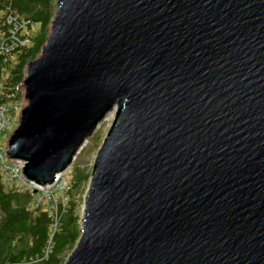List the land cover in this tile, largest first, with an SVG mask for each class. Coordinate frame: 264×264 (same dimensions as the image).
Returning a JSON list of instances; mask_svg holds the SVG:
<instances>
[{
    "label": "water",
    "instance_id": "water-1",
    "mask_svg": "<svg viewBox=\"0 0 264 264\" xmlns=\"http://www.w3.org/2000/svg\"><path fill=\"white\" fill-rule=\"evenodd\" d=\"M21 85L39 185L115 111L63 264H264V0H58Z\"/></svg>",
    "mask_w": 264,
    "mask_h": 264
},
{
    "label": "trees",
    "instance_id": "trees-1",
    "mask_svg": "<svg viewBox=\"0 0 264 264\" xmlns=\"http://www.w3.org/2000/svg\"><path fill=\"white\" fill-rule=\"evenodd\" d=\"M56 1L0 0L2 33L5 34L7 30L8 12L38 24V31L29 36V44L19 47L9 57L0 54V105H10L8 111L13 110L20 101V89L17 90V87L24 78L27 63L39 55L46 41L50 21L57 7ZM10 94L13 96L9 97ZM8 111H5L7 116ZM89 176L90 172L84 173L74 168L70 177L71 192L76 191ZM31 200L30 192L18 191L3 183L0 177V264H31L34 258L39 260L33 264H62L78 240L80 227L77 204L71 202V197L69 209H63L60 201L53 212L50 210L52 203L44 202L35 206ZM44 204L50 207L45 209ZM55 212L56 216L53 217ZM54 219H57L56 228L52 227ZM46 246L50 247L47 254L44 251Z\"/></svg>",
    "mask_w": 264,
    "mask_h": 264
},
{
    "label": "rangeland",
    "instance_id": "rangeland-1",
    "mask_svg": "<svg viewBox=\"0 0 264 264\" xmlns=\"http://www.w3.org/2000/svg\"><path fill=\"white\" fill-rule=\"evenodd\" d=\"M56 6L58 5V0L56 1ZM57 10V7H56ZM55 10V11H56ZM17 20L16 25H10L11 30H15V36L21 40H23L24 45L29 44V36L34 34L35 31H38V24H35L30 19H24L22 16H19L18 14H14ZM53 17V16H52ZM52 19V18H51ZM8 20H11V16L9 15ZM51 24V21H50ZM50 28V26H49ZM45 44V43H44ZM42 49V48H41ZM30 62V61H29ZM28 64V63H27ZM27 73V71H26ZM26 73L24 72L23 77H25ZM23 79V78H22ZM21 86V87H20ZM17 87V90L20 89V101L17 105V107L14 110L8 111V122L5 120V126L0 129V150H4L8 147V139L18 126V121L21 116V110L24 107V105L27 104L26 99L24 98V87L20 85ZM22 98H24L22 100ZM10 109V105L7 107ZM114 112H112L111 116L104 117L98 124L95 129V131L89 136L83 144L78 149L77 153L74 155V158L72 160V163L69 167V169L61 174V176L56 181V186L51 189V191L44 192V191H32L31 196L34 199L40 198V203L47 202L50 204L52 203V207L48 204H44L43 207L45 209L51 208L50 210L55 211V208L58 204V202L61 201V203L64 204L63 209H69V199L71 197V202L77 204V213H78V225L80 227V222L82 219V207L84 205V195L86 193L87 187L89 185V177L88 180L84 183H81L79 185V188L76 191L71 192V180L70 177L74 171V168H78L80 171L86 173L90 172L93 166L95 154L97 152L98 147L100 146L105 134L107 133L108 128L113 122L114 118ZM6 152V151H5ZM6 153H3L0 151V164L5 166L10 171V177H13L15 175L16 170H20L19 168V162L20 160L17 159H6ZM6 162V163H4ZM24 163V161H22ZM8 163V164H7ZM17 167L19 169H17ZM34 190V188H33ZM71 192V195H70ZM50 197V198H49ZM60 197L62 199H60ZM51 201V202H50ZM31 203H33L31 201ZM76 214V209H75ZM50 238V237H49ZM48 243H50V239L48 240ZM50 247L46 246L44 249L45 252H49ZM67 257V256H66ZM66 259V258H65ZM63 260V262L65 261ZM39 260V258H34L31 264L36 263ZM63 264V263H62Z\"/></svg>",
    "mask_w": 264,
    "mask_h": 264
},
{
    "label": "built area",
    "instance_id": "built-area-1",
    "mask_svg": "<svg viewBox=\"0 0 264 264\" xmlns=\"http://www.w3.org/2000/svg\"><path fill=\"white\" fill-rule=\"evenodd\" d=\"M9 15L11 16V20H8ZM6 24L7 25H5V27L7 26V30H5L6 31L5 34L2 33L3 31L0 29V54H2V53L6 54V56L9 57L19 47L23 46L24 42H23V40H21L15 36V30L13 31L10 29V25H16L17 24V20H16V17L14 16V13L8 12V14L6 16ZM11 96H13V95L10 94L9 97H11ZM23 99L24 98H22V100ZM17 105H18V103L15 105L14 109L17 107ZM6 110L8 111L7 107L4 106V104L0 105V129L6 125L5 120H7V122H8V118L6 117V113H5ZM5 150H6V148L4 150H0V151L5 153ZM22 166H23V162L21 161V162H19L20 170H16L15 175L13 177H10L9 176L10 175L9 169L0 164L1 181L5 184L9 185V186L15 187L18 191H21V192H23V191L30 192V193H32V191L48 192V191H51V189H53L56 186V181L61 176V174L57 175L55 180L51 184L39 185L32 180H28L23 175V173L21 172ZM19 168L17 167V169H19ZM33 188H34V190H33ZM60 199H62V198L60 197ZM31 201L33 202V204L35 206L40 204V198L39 199H35V198L33 199L32 198ZM63 206H64V204H63ZM52 216L55 217L56 212ZM56 226H57V219H54V223H53L52 227L56 228ZM46 254H47V252H46Z\"/></svg>",
    "mask_w": 264,
    "mask_h": 264
},
{
    "label": "bare ground",
    "instance_id": "bare-ground-1",
    "mask_svg": "<svg viewBox=\"0 0 264 264\" xmlns=\"http://www.w3.org/2000/svg\"><path fill=\"white\" fill-rule=\"evenodd\" d=\"M40 53H41V50H40ZM39 53V54H40ZM26 71H27V65H26V69H25V73H26ZM25 106V105H24ZM112 112H114L115 113V111H114V109H111L104 117H107V116H111V114H112ZM113 113V114H114ZM114 116H115V114H114ZM6 159H8V160H10V159H13L12 157H10L9 155H6ZM4 163H6V162H4ZM2 164V163H1ZM8 164V163H7ZM50 198V197H49ZM48 202V201H47ZM51 202V201H50Z\"/></svg>",
    "mask_w": 264,
    "mask_h": 264
}]
</instances>
